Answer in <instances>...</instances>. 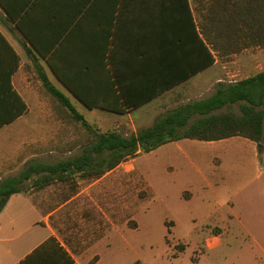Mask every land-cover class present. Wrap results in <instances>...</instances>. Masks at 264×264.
I'll use <instances>...</instances> for the list:
<instances>
[{"label":"rangeland","instance_id":"1","mask_svg":"<svg viewBox=\"0 0 264 264\" xmlns=\"http://www.w3.org/2000/svg\"><path fill=\"white\" fill-rule=\"evenodd\" d=\"M10 27L0 20L22 58L18 76L28 111L1 134L20 139L17 144L22 140L19 150L27 155V165L75 158L93 132L130 133L124 114L87 108L40 59L42 71L70 98L90 130L73 119L46 91L35 61L18 45L20 33ZM218 66L217 83L247 77L264 70V48L224 56ZM217 83L201 97L211 95ZM139 114L133 112V118ZM210 144L190 139L166 143L97 179L76 175L23 193L43 212L56 209L49 221L77 254L83 249L75 242L94 250L108 245L99 248L102 264H264V128L258 143L235 136ZM104 155L93 154V159Z\"/></svg>","mask_w":264,"mask_h":264},{"label":"trees","instance_id":"2","mask_svg":"<svg viewBox=\"0 0 264 264\" xmlns=\"http://www.w3.org/2000/svg\"><path fill=\"white\" fill-rule=\"evenodd\" d=\"M181 8L195 28L187 0H0V20L20 33L46 91L90 130L84 116L37 61L44 59L87 108L123 114L188 79L182 75L169 80L162 41L151 43L152 32L162 33L165 15L178 14ZM203 19L204 69L214 63L215 56L221 59L251 46L264 48V0H209ZM150 58L151 89L147 83L144 89L132 87L129 75L147 74ZM20 65V55L0 29V127L27 111L11 84ZM263 104L264 70H260L239 80L218 82L211 95L181 103L134 133L93 132L75 158L29 163L18 175L1 180L0 211L12 194L27 192V187L42 189L76 175L98 178L121 162L172 141L239 136L258 143L264 128ZM8 105L13 111L6 116ZM103 153L94 161L93 154Z\"/></svg>","mask_w":264,"mask_h":264},{"label":"crops","instance_id":"3","mask_svg":"<svg viewBox=\"0 0 264 264\" xmlns=\"http://www.w3.org/2000/svg\"><path fill=\"white\" fill-rule=\"evenodd\" d=\"M187 1L195 28H193L184 8L179 9L177 11L178 14L170 11L164 17L162 33H159V31L151 33V43L156 45V43L162 41L166 61L164 67L167 69L166 76L169 80L182 75L189 77L159 97L123 113L127 117L126 124L130 133L151 126L156 119L181 103L203 98L201 95L219 81V77L215 75V70L219 67L218 57L215 56L214 63L209 67L205 69L203 67L204 52L202 46L204 34L202 28L205 24L203 14L209 0ZM8 40L20 55L15 43L9 38ZM19 44L23 47L18 39ZM20 67L21 65L13 73L11 84L25 101L28 111V104L23 93L25 85L22 83L21 77L18 76ZM147 68V74L136 75L132 73L129 75L130 79L128 82L132 87L140 85L141 89H144L145 83H147V86L151 89V58L148 59ZM12 111L13 107L8 105L5 115H9ZM27 111L0 127V182L4 178L18 175L27 166L28 157L27 155L21 156L19 150L21 143H23L21 142L22 140L17 144L20 139H13L11 134H1L2 130L19 121ZM135 111L140 112L136 120L133 118V112ZM195 118L196 116L191 117L188 122L190 123ZM124 134L127 135L129 133L124 132ZM181 140L183 139L172 142ZM13 141H16L14 147H12ZM201 142L211 145L210 143L215 141ZM22 166L23 168L21 169ZM96 183L99 182L96 180L90 185ZM24 187L26 186L24 185ZM72 199V196L67 198L61 205L68 203ZM55 210L43 212L27 194L23 192L12 194L0 211V264H102V251L99 248L108 247V245H100L96 248L97 250H94V246L85 247L82 241L81 244L75 242L83 249L80 250L81 254H77L73 247L69 245L67 239H64L49 221ZM93 250L99 255L96 261H93Z\"/></svg>","mask_w":264,"mask_h":264},{"label":"water","instance_id":"4","mask_svg":"<svg viewBox=\"0 0 264 264\" xmlns=\"http://www.w3.org/2000/svg\"><path fill=\"white\" fill-rule=\"evenodd\" d=\"M52 71V70H51ZM52 73H53V71H52ZM54 74V73H53ZM54 76H55V74H54ZM56 77V76H55ZM57 78V77H56ZM57 80L63 85V83L57 78ZM64 86V85H63ZM65 87V86H64ZM66 88V87H65ZM67 89V88H66ZM68 90V89H67ZM69 91V90H68ZM70 92V91H69ZM71 93V92H70ZM72 94V93H71ZM73 95V94H72ZM74 96V95H73ZM75 97V96H74ZM76 98V97H75Z\"/></svg>","mask_w":264,"mask_h":264}]
</instances>
